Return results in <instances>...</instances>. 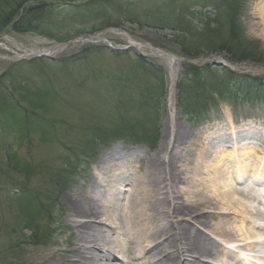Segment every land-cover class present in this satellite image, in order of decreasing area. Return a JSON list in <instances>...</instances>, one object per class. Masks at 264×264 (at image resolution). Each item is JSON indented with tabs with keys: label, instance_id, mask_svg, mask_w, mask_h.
Segmentation results:
<instances>
[{
	"label": "rangeland",
	"instance_id": "obj_1",
	"mask_svg": "<svg viewBox=\"0 0 264 264\" xmlns=\"http://www.w3.org/2000/svg\"><path fill=\"white\" fill-rule=\"evenodd\" d=\"M91 1L71 4L86 16L27 0L22 11L51 9L43 30L0 32V264H40L72 240L69 186L85 184L109 152L180 150L186 163L211 150L210 165L227 157L229 166L228 153L246 144L238 139L264 140V42L251 20L260 0ZM159 52L181 61L173 92ZM191 68L209 89L180 108L178 82ZM249 79L260 87L252 102L238 99Z\"/></svg>",
	"mask_w": 264,
	"mask_h": 264
},
{
	"label": "bare ground",
	"instance_id": "obj_2",
	"mask_svg": "<svg viewBox=\"0 0 264 264\" xmlns=\"http://www.w3.org/2000/svg\"><path fill=\"white\" fill-rule=\"evenodd\" d=\"M251 20L264 42V0ZM159 53L173 92L181 61ZM238 140L246 144L228 153L229 166L227 157L210 165L211 150L186 163L180 150L105 154L85 184L69 186L72 240L38 255L40 264H264V140Z\"/></svg>",
	"mask_w": 264,
	"mask_h": 264
},
{
	"label": "trees",
	"instance_id": "obj_3",
	"mask_svg": "<svg viewBox=\"0 0 264 264\" xmlns=\"http://www.w3.org/2000/svg\"><path fill=\"white\" fill-rule=\"evenodd\" d=\"M60 2H63L65 7H62L64 10L67 8L73 9L72 3H75L78 0H59ZM95 0H92L91 2H94ZM112 0H96L95 2L97 3H102L109 5ZM27 2V0H0V32L5 29L7 26H11V28L14 31L20 32V33H25V32H30V31H41L43 30V25L42 22L44 21L45 18H49L51 16V9L48 7V5L44 4H39L36 6H31L29 8H26L22 11L24 4ZM66 3V4H65ZM84 8L83 5H79L78 9L74 10L73 12H77L79 15H86L88 16V12H84L81 9ZM61 13V12H60ZM22 14V15H21ZM111 21V20H110ZM109 21V22H110ZM107 22V23H109ZM234 31V29H232ZM68 36H65L64 34L55 37V40H57L60 43L66 42L67 40L73 38V35L67 34ZM231 38L230 43L232 45H235V40ZM239 44H236L234 49L238 46ZM226 49H229L226 47ZM232 52V51H231ZM239 54L241 52H238ZM148 67L154 71L155 68L152 65H148ZM157 69V67H156ZM159 69V68H158ZM161 71V69H160ZM224 72L232 78L231 72L224 70ZM200 72H198L197 68H191L187 69L185 73L181 76L179 82H178V94H177V101L178 105L180 108L185 107L188 102H190L193 97H190V93L195 92L197 95L200 93V90H202V93H206V89H209L208 87V82L206 79L202 78L200 76ZM248 82H251L250 79ZM249 85V84H247ZM256 87V91H258V96L260 87L255 86L253 82L250 83V88L248 90L243 89L241 93L240 98L238 99L247 101V102H252L254 99H256V96H253L254 94L250 91L253 88ZM213 91V90H212ZM220 89H218V92ZM257 95V94H255ZM256 97V98H255Z\"/></svg>",
	"mask_w": 264,
	"mask_h": 264
}]
</instances>
